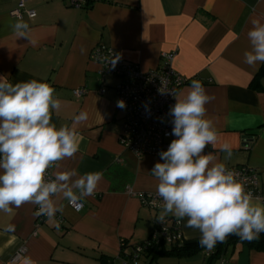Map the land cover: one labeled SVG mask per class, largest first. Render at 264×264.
<instances>
[{
	"label": "crops",
	"instance_id": "1",
	"mask_svg": "<svg viewBox=\"0 0 264 264\" xmlns=\"http://www.w3.org/2000/svg\"><path fill=\"white\" fill-rule=\"evenodd\" d=\"M18 7L19 0H0V75L13 84L35 79L52 86L62 102L52 113L57 128L72 126L73 118L87 111L88 120L75 126L79 151L58 162L54 177L57 171L72 170L80 175L101 172L103 177L94 194L81 200L80 213L68 206L63 192L54 197L63 207L56 214L63 219L58 229L48 219L37 228L36 205L30 202L9 213L0 211V264H11L21 248L26 249L23 258L34 264H121L122 242L124 252L131 254L132 246L156 229L160 211L143 207L137 195L156 194L157 181L150 172L163 161L138 159L120 145L117 80L108 79L106 94H100V66L90 59L97 46L113 48L146 72L160 66L162 53L176 52L173 68L190 80L177 94L183 96L191 81L199 80L213 98L205 106L206 116L218 142L204 153H216L229 170L254 169L264 189V64L253 68L243 62L250 21L264 18V0H93L90 8L72 7L69 0H25L24 8L36 12L34 19L21 18L32 30L35 47L28 38L16 40L12 34L11 24L20 18L11 13ZM81 89L86 95L76 98L73 92ZM224 143L232 148L231 158L220 151ZM78 174L67 182L74 194H80L72 183ZM167 218L180 222L185 241L199 239V231L186 227V221L171 214ZM8 225L14 230H6ZM211 254L162 257L151 264H209ZM222 258L228 264H264L263 252L242 244L229 247ZM149 261L143 256L137 264Z\"/></svg>",
	"mask_w": 264,
	"mask_h": 264
},
{
	"label": "clouds",
	"instance_id": "2",
	"mask_svg": "<svg viewBox=\"0 0 264 264\" xmlns=\"http://www.w3.org/2000/svg\"><path fill=\"white\" fill-rule=\"evenodd\" d=\"M250 23V47L243 53V62L255 68L264 64V18L251 19ZM11 29L16 40L28 38L29 45L37 46L23 19L11 24ZM119 59L113 55L109 62L114 66ZM54 92L45 82L33 79L13 84L7 75H0V211L9 213L30 202L38 206L34 215L47 217L58 229L55 217L63 207L54 197L63 192L71 203L92 196L103 173L57 171L54 179L47 178L53 164L79 151L75 126L88 120V112L81 111L73 118L72 126L57 128L52 113L61 108L62 102ZM166 92L176 100L168 112L175 138L166 151L159 153L163 162H156L150 172L157 181L156 196L162 201L157 220L164 222L171 214L186 221V227L199 231V245L209 251L229 235L241 241L257 239L264 233L262 198L247 191L216 153H204L206 146L215 147L218 142L213 121L206 116L205 106L213 98L199 80H192L183 96ZM117 106L124 108V101H117ZM220 151L231 158L230 144H222ZM77 174L79 178L72 183L80 195L74 194L67 183ZM6 230H14V225ZM23 264L34 261L24 257Z\"/></svg>",
	"mask_w": 264,
	"mask_h": 264
},
{
	"label": "built area",
	"instance_id": "3",
	"mask_svg": "<svg viewBox=\"0 0 264 264\" xmlns=\"http://www.w3.org/2000/svg\"><path fill=\"white\" fill-rule=\"evenodd\" d=\"M69 2L72 7L81 8L86 0H69ZM24 4L25 0H19V7L11 13V16L21 19L24 15H27L29 18L34 19L36 12L26 10ZM113 55H118L113 48L97 46L92 50L90 59L100 66L99 75L103 85L99 91L100 94H106L107 86L105 82L108 79H116L117 84L114 89L117 93V101L122 100L125 103L124 108H120L116 104L117 111L123 115L119 143L125 151L138 159L144 157L160 158L159 153L166 151L173 140L171 135L172 117L168 115V112L176 102L175 98L166 91L177 94L182 87L190 84V80L173 68L176 52L162 53L160 66L156 70L148 72L142 70L139 65L129 63L122 58L116 61L113 66L112 62H109ZM86 93V89H81L74 91L73 95L76 98H82ZM57 164L58 162L48 170V179H54V170ZM231 171L236 173L237 180L245 185L247 191H250L254 197H261L262 202H264V189L261 186L260 177L254 169L240 167ZM126 193L134 196L130 187H126ZM137 197L143 207L155 211L161 210L162 201L159 200L156 194H139ZM68 206L76 213H80L84 209L81 200L71 203L68 201ZM56 217L59 223L62 224L63 219L59 215H56ZM36 218L37 228L48 219L43 215L36 216ZM180 229L181 224L175 219H165L164 222L158 221L152 237L142 245L137 246L135 253L129 260H120L121 264H137L148 249L152 248L154 244H159L162 240L167 244H182L185 240ZM123 247H126L124 242H122ZM25 253L26 249L21 248L10 263H19ZM220 264H228V262L222 258Z\"/></svg>",
	"mask_w": 264,
	"mask_h": 264
},
{
	"label": "trees",
	"instance_id": "4",
	"mask_svg": "<svg viewBox=\"0 0 264 264\" xmlns=\"http://www.w3.org/2000/svg\"><path fill=\"white\" fill-rule=\"evenodd\" d=\"M92 3L93 0H86L85 5L86 7L90 8ZM144 242L133 245L131 254H126L124 252V249L127 246L123 247L119 256V260H129L135 253L137 246L142 245ZM237 244H242L249 250L264 253V233H261L257 239H254L252 241H241V239L236 235L227 236L222 243H218L215 248L211 250L212 254L209 258V264H214L215 262L220 260L225 255L229 247L236 246ZM205 250L207 249L202 248L199 245V239L184 241L182 244H167L165 241L162 240L159 244H154L152 248L148 249L144 256H146L150 260L149 264H151L162 257L186 258Z\"/></svg>",
	"mask_w": 264,
	"mask_h": 264
}]
</instances>
